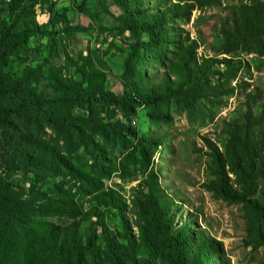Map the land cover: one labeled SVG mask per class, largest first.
<instances>
[{
    "label": "rangeland",
    "instance_id": "1",
    "mask_svg": "<svg viewBox=\"0 0 264 264\" xmlns=\"http://www.w3.org/2000/svg\"><path fill=\"white\" fill-rule=\"evenodd\" d=\"M131 1L0 0V99L40 101L25 115L0 119V199L27 208L0 225V264L8 257L1 249L24 250L33 232L50 236L74 221L82 220L84 237L96 230L102 247L104 224L111 234H135L129 208L150 173L176 203L174 224L209 242L206 264H264V247L249 242L243 205L202 186L213 177L204 138L222 150L233 123L264 112V55L256 46L218 51L222 29L252 0L196 3L181 18H168L166 9L195 0ZM136 11L164 12L158 44L143 48L149 34L126 28V20L136 27L144 21ZM191 41L198 63L229 58L214 66L209 95L194 107L124 104L168 74ZM15 125L20 132L10 129ZM103 191L128 207L100 201Z\"/></svg>",
    "mask_w": 264,
    "mask_h": 264
},
{
    "label": "trees",
    "instance_id": "2",
    "mask_svg": "<svg viewBox=\"0 0 264 264\" xmlns=\"http://www.w3.org/2000/svg\"><path fill=\"white\" fill-rule=\"evenodd\" d=\"M217 1L195 0L182 5H171L165 13H168V18H181L187 16L197 6L196 3L208 5ZM136 12L137 15L141 14L144 21L136 27L126 20V28H138L149 34L152 40L142 42L143 48L152 46L153 42L158 44L164 12ZM221 35L222 43L218 49L220 53L232 55L249 51L256 46V52L263 56L264 0H252L241 5L233 26L223 28ZM2 41L1 38L0 43ZM196 52L195 42L191 41L170 64L168 74L147 86L145 92L139 94L137 99L123 97L124 104L129 107L134 100L140 105H156L174 100L187 107H194L214 89L212 78L217 73L214 68L216 63L230 62L226 57L222 61L208 57L198 63ZM230 73L228 76H231ZM39 102L38 99L20 96L0 99V119L7 114L25 115L37 107ZM128 111L134 113L136 108L130 106ZM263 123L264 112L249 116L243 122L233 123L227 130L222 150L210 139L204 138L210 149L213 177L202 186L216 198L243 205L249 242L256 247H264ZM10 129L20 132L18 125ZM0 141L3 142L2 139ZM6 142L10 144L11 140ZM18 143L21 144L17 141L16 144ZM153 153L151 151L149 155ZM234 185H237V188ZM96 198L104 203L110 201L106 203H112L119 209L128 207V204L105 191L98 193ZM172 207H177L173 198L162 189L157 174L150 173L144 180L143 190L134 196L129 208L137 228L135 234L130 231L111 234L110 228L104 224L102 232L105 247H102L98 244L96 230L84 237L80 220L61 227L57 233L50 236H41L40 232L35 231L33 233L36 237H30L32 244H28L26 249L22 250L25 245L20 248L6 247L1 249V253L5 252L8 256L7 264H13L14 261L16 264H157L159 260L167 264H206L204 257L212 251L209 242L205 241L201 232L194 238L185 230H181L183 227L178 228L180 225L174 224ZM26 209L25 205L14 200L6 197L5 200L0 199V225L8 217L13 219L23 216L22 212ZM3 226L0 229H3ZM191 243L192 246L188 250L187 246Z\"/></svg>",
    "mask_w": 264,
    "mask_h": 264
}]
</instances>
